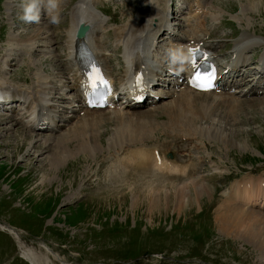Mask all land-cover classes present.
I'll use <instances>...</instances> for the list:
<instances>
[{"label": "rangeland", "instance_id": "1", "mask_svg": "<svg viewBox=\"0 0 264 264\" xmlns=\"http://www.w3.org/2000/svg\"><path fill=\"white\" fill-rule=\"evenodd\" d=\"M8 1L9 4L15 5L12 10L6 7ZM27 1L29 0H0V87L33 92L34 88L36 89V76L43 75L44 81H50V85H47L50 88L45 89L46 93H52L56 97L48 100L46 104L70 106L68 100L61 97L64 91L68 95H71L72 91L70 92L67 88L66 90L65 88L57 89L58 80L66 81L64 84H67V79L63 78L65 75H59L57 71L50 73L49 63H55V60L47 61L45 57L48 55L51 57L55 52L58 57L62 55L56 63L60 67L65 63L67 52L64 34L70 19L68 11L78 0H68L64 14L61 15L59 24L56 23L53 30L47 29L48 25L45 21L40 22L32 18L33 22H29V17L37 13L31 14L30 8L25 10L30 15L24 14L26 17H21L20 12ZM202 1L200 2L204 3V10L206 9L208 13L205 16L206 26L213 32L205 41L219 42L215 46L214 54L222 55L221 58H229L238 55L230 54L236 42L264 41V0L256 2L258 6H245V0ZM246 1L250 2V0ZM148 2L149 0L145 2L143 0H98L94 5L103 13L102 15L94 11L97 19L103 22L102 30L98 31L99 39L96 38L100 42L96 44H99H97L98 48L102 47L98 50L108 61L114 81L126 69V64L122 61L125 55L124 44H120L116 54L113 52L117 42L114 33L122 32L124 27L125 31L130 22L137 17L140 9L154 7L161 10L162 15V8L165 6L164 13L166 12L167 18L173 16L176 23L173 32L180 34L188 18L193 24L196 23V18L191 17L188 7L173 14L171 12L174 10L172 7L174 4L169 5V0H151L149 4ZM30 4L31 2H28L27 6ZM76 4L88 10L81 3ZM145 9L149 10V8ZM88 11L93 14V11ZM128 12L133 13L131 14L133 18L130 17V20ZM146 19H150V16ZM43 23L46 24L45 27ZM38 32L41 36L37 34ZM37 35L38 40L42 37L38 42V49L51 48L52 53L44 52V56L39 51H35L32 55L27 53L26 48L31 41L25 40ZM47 37H52L53 40L50 41ZM16 38L19 39L17 46L21 47L13 49L9 43L16 42ZM44 39L47 40L45 44L42 41ZM161 42L162 45L167 43L166 39H160ZM258 50L251 52L252 57L262 54ZM255 58L258 59L256 56ZM245 64L247 65L248 62ZM162 65L164 67L169 65L168 60ZM254 72L251 71L250 74ZM173 77L166 79L172 81ZM158 85H162L161 81ZM169 87L167 81L164 82V97L167 96ZM171 98L172 96L166 97L162 102L173 100ZM203 98L204 96L196 97L197 102L205 100L209 106L207 109L209 114L205 115L208 119H201L194 126L197 131H201L198 132L201 136L198 134L186 136L181 132L178 136H174L167 124V114L162 112L157 114L156 111L151 113L153 116L149 115L151 122H148L149 126L145 127L147 131L138 134H144V137L136 141L127 140V142L125 138L120 139L117 135L122 132L120 127L125 128L118 125L121 122L116 124V121H112L113 115L111 120L108 119V112H106L108 115L104 113L103 117L102 113L105 111L101 110V114L98 115L101 118L98 124H94V132H100L103 142L99 151H95L94 156L92 155L94 158H91L89 154V156L74 155L64 163L61 172L52 171L43 178L41 170L37 171L34 168L44 164V161L40 160H43L47 153L42 152L43 154L41 153L38 157L34 154H29L30 156L26 154L23 157L22 152L13 159L5 152L4 155L0 153V224L9 223L21 232V245L31 249L41 259L44 258L45 264H264L263 251L245 239L239 238L235 232L225 233L227 231L220 229L214 221L215 212L221 206L242 207L264 214V209L249 207V204L244 205L247 203H242L237 197L229 201L232 196L230 198L228 192L231 189L237 191L250 187L253 189L258 181L264 182V96L245 97L241 94L237 95L236 92L224 96L216 94V97L212 96V99L207 96ZM191 103L195 104L193 101ZM61 107L57 114L64 116L71 114L65 112L63 108L64 112L60 111ZM56 108L58 106H55V110ZM120 111L135 114L146 110L120 109ZM0 113L4 116L8 115L5 111ZM19 113L21 112H17ZM78 113L77 118H73L67 126L65 124L60 127L58 132L55 130L40 135L52 137L54 134L65 133L71 125L74 127L79 124ZM96 113L99 114L100 111ZM27 115L26 120L24 116L23 118L20 116L25 123L31 119V115ZM142 121L145 120L142 119ZM11 122L14 124L6 135H10L14 129L25 127L23 122L15 123L13 120ZM8 123H0V129L2 125ZM220 129H223L222 132ZM30 132L35 133L31 130ZM4 139V135L0 134V142ZM141 150H146L148 155L161 161L175 160V164L179 167L186 165V171L192 173L190 179L204 182L212 188L211 192L182 208L169 203L163 206L161 211L150 213L148 211L150 207L148 208L145 204L147 195H138L139 191L145 190L146 187H153L161 194H171L177 187L185 185L184 182L188 184L190 179L185 175H173L166 172V168L159 170L153 168L148 159L146 161L141 159L139 162L133 154ZM138 162H147V165H150L145 168L146 170H143L145 166L141 165L137 168L138 170L135 169V173L130 172L133 163ZM25 165L33 167L29 169ZM125 165L131 167L124 169ZM127 169L125 174L122 170ZM115 171H122V177L116 175L113 179L114 176L110 175H114ZM133 173L135 175L138 173L137 177H139H132L135 176ZM120 178L123 179L120 180ZM60 187L63 189L58 192ZM118 187L121 190L117 189ZM132 189L137 193L131 194ZM190 193L192 192L189 191V195ZM239 217L240 214L232 215L230 222L238 225ZM230 229L228 232L232 231ZM44 246H47V249ZM19 255L16 239L0 229V264H29Z\"/></svg>", "mask_w": 264, "mask_h": 264}, {"label": "bare ground", "instance_id": "2", "mask_svg": "<svg viewBox=\"0 0 264 264\" xmlns=\"http://www.w3.org/2000/svg\"><path fill=\"white\" fill-rule=\"evenodd\" d=\"M97 1L98 0H93V1H91V0H78L76 3H81L83 5V7H85L88 10L93 11V14H94V11H98V12L101 11L98 8L94 7V5L97 4ZM145 1L146 0H143V2H145ZM182 1L186 2L188 10L192 14L191 17L196 18V21H195L196 24H192V22L187 23L184 26L185 29L183 30V35H180V36L175 35L176 37H174V38H172V35H170V37H169L170 38L169 49L168 50H164V48H162V46H163L162 42L160 43V41H158L160 39L159 32L161 31L162 26H163V19L166 18V16L165 17L163 16L164 10L166 8L165 6L162 8V13H163L162 15H161V10H159L157 8L143 7V9H140L139 12L137 11L138 12L137 17L134 18L132 22H130L129 26L127 27V29L125 31H124V28H125L124 27L122 32L116 31L114 33L115 36L117 37V39H116L117 42L114 45L113 52H115V54H116L119 50L120 44L121 43H122V45L124 44L123 45L124 46L123 51H124L125 55L123 56L122 61H123V64L127 62V65H126L127 68L120 75V77L122 78V81H125V79H127L130 76V73H132L133 76H137V74L147 75L149 68H150L149 64H148L149 59L151 60L153 57L157 58L159 55H160V59L157 63V66L152 68L155 71L154 74H152V76L154 77V79H157L156 81H158V80H164L165 81L166 80L165 77L167 76L168 71L166 70L165 73L162 74L164 72L162 70V62H163L162 60H163V58H166L169 53L172 54V65L183 68L187 65V63L189 61L188 56H189L191 50H193L195 47L201 45V46L205 47L207 50H209L210 52H212L214 50L215 46L219 44L218 41H213V42L211 41L209 43L208 42L206 43V41H205L206 37L208 38L209 34L213 33V32L211 30H209V28H207L206 23H205V20H206L205 16L208 14L206 9L201 11V8L204 7V3L201 4V2H200L201 0L200 1L199 0H182ZM203 1H205V0H203ZM213 1H215V0H213ZM27 2H31V4L29 6H25L26 8L29 7L30 9H32V11H29V12L31 14H33L34 12H37L36 14H33L34 20L39 21V20H41V18L43 19V21L47 20L48 21L47 22L48 23L47 29H48V27H52L51 25L54 24V21H58L59 16L64 14V9H66L65 5L67 4L68 0H59V2H57L55 4V7L52 9L53 11H51V6L54 5L52 0H29ZM256 2H261V0H250V2L245 0L244 3H245V6H254V5L258 6V4H256ZM76 3H75V5L70 7V9L68 11V16L70 19H68V25L66 27V32L64 34V42H65V48H66L65 50L67 52L65 55L66 58L64 59L65 64H63V67L61 68L58 65V63H56L58 58L61 57L62 55L61 56L59 55V57H58L57 53L55 54V52H54V54H52L53 56L49 57V55H48V57H45V59L47 61H49L48 59L55 60V63H51V62L49 63L50 64L49 69L51 71L50 73H53V71H57V72H59V75H67L68 76L67 77V78H69L67 81L68 83H67V86H65V87L70 91L72 89L73 94L71 97L66 96L64 98H65V100H68L69 102L72 101V102L76 103V104H72L71 111L79 112L78 110H80V111L84 112L80 115L79 121L77 120L79 122V124H76L74 127L71 125L70 128L68 127L69 129H67V131L65 133L59 134V135L56 134L58 136H56L54 134L52 137H43V136H41L42 134L40 135V133L36 130V122H37V124L38 123L40 124V121L42 120L43 116L47 113H50L48 111H51L50 108L44 106V102H47L49 99L51 100L52 98L53 99L56 98L53 96L52 93H50L52 95L50 98L47 99V96H49V95H47L48 93H46L45 89L50 88L49 86H47V85H50L49 84L50 81H44L43 75L41 76V75L37 74L38 76H36V89L33 92L32 91L31 92L24 91V90L22 91L21 89L7 90L4 87H0V90L3 93V95L0 96L2 98H15L16 94L17 95H23V96H21V99L24 100V103L22 106H19L18 108H24L25 109L23 113L21 112L19 114H17V112H19V111H16V112L13 111V114H11L9 116H7V114H6V116H4L2 113H0V123L9 122L7 125L6 124L2 125L3 127L0 129V134L4 135V138H5L4 140H2L0 142V150L3 149L2 151H0V153H3V155L5 153L8 154L11 159L17 158V156L20 155V153H22V152H23L22 153L23 157L26 154L27 155L34 154L35 156L38 157V156H40V154L42 152L47 153L46 156H44L43 160H40V161H44V164L42 163L41 166L34 168V170L36 169L37 171L41 170V172L43 174V176H42L43 178L45 177L46 174L49 175L52 171H55V172L58 171L59 172L61 170V168H63L64 163L67 162L71 157L73 158L74 155L78 156L79 154H84V155L89 154V155H91V158H92L94 156V152L97 150L99 151V149L102 147V142H103L101 139V135L99 134L100 132L99 133L97 131L94 132V124L99 123V120L101 117L98 115L101 114V112H102L101 110L105 111L102 113L103 117H104V113L108 112V114L110 115L109 116L106 113L108 115V119H110L111 116L113 115V117L111 118L112 121H116V124H117V122L118 123L121 122L123 124V125L121 123L118 124V125L123 126L125 128L123 129L119 126L120 129L122 130V132H119L117 135H118V138H120V139L125 138L126 141L127 140L136 141L137 139L140 140L141 138H143L144 134L143 135H138V134H141L143 131H147V130H145V127L149 126L148 122H151V121H149V120H151V117L149 115L153 112H156V111H157V114L159 112L167 114V117H168L167 124L170 128L171 134H174V136H178L179 132H181L182 134H184L186 136H192V135H197V134L199 135V133L201 131L200 132L197 131V129L194 126L199 122V120L207 118L205 115L209 114V113H207L208 112L207 109L209 108V106L206 104L205 100L202 101L200 99L201 102H197L196 97L197 96H204V98H205V96H207L208 98L211 97V99H212V96L216 97V94L228 95L230 93H228V92L218 93V92H215L214 90H212V91H195V90L189 89L186 84L181 83L180 88L174 89L172 91V93H170V95H168L169 93H167L166 97L168 98L169 96H172L171 99H173V100L167 101V102H162L159 99L155 104H153L152 108L146 109V111H144L142 113L137 112V113L133 114V113H129V112H121L120 110H114V108L112 110L111 109L109 110V108L89 109L90 111L88 109L84 108L81 96L77 91L78 87H79V81H80V77H79L78 72H77V71H79V69L78 70L76 69V72H75V67L73 64V57L75 58V55H76V51L74 49L79 44L77 41H75V32H76L79 24H81V23L87 24L89 26V31L86 33L84 39L87 41H90L91 45L93 46V49L95 51H98V49L102 48V47L97 48L99 44L97 43L98 44L97 45L96 42H100V40H98L99 38L96 39L97 35L94 37V34H96L95 33L96 30H98L99 28H102L103 22L101 19H97L95 14L93 15V14H91L90 11L82 9L81 6L79 4H76ZM149 3H151V0H149L148 4ZM163 3H165V2H163ZM26 5H27V3H26ZM6 7L9 8L10 10H12V8H14L15 5L9 4V1H8ZM145 8H149V10H147ZM100 13L103 15L102 12H100ZM24 14H27V13L25 10H22L20 12V15L22 18L24 16ZM128 14H129V12H128ZM131 14L133 15V13L130 12L129 20L131 18H133V17H131L132 16ZM27 15H30V14H27ZM135 16H136V14H135ZM147 16H150V19H146ZM24 17H26V16H24ZM139 17H141V19H138ZM44 18H45V20H44ZM189 19H187V22L189 21ZM148 20H150V23H148ZM183 22H185V21H183ZM174 24H175V22L173 23V27L169 32L174 30V28H175ZM44 25H46V24L44 23ZM163 30H164V26H163ZM143 32H145V33H143ZM254 33H256V32L254 31ZM37 34L39 36H41V33L38 32ZM175 34H178V33H175ZM38 35L28 37L25 40L28 42L31 41L30 43L32 44V45L28 44L27 48L24 47V48H26V51L29 55L34 54L35 51H39L43 54L42 56H44V52L48 53V52H50L49 50H51V48L49 50L48 49H46V50L42 49L43 51L41 49H38V46H37V45H39L38 42L40 41V38H42V37H40L38 40V37H39ZM157 35H158V37H156ZM15 37H17V36H15ZM44 38H46V37H44ZM47 39L51 41L52 37H50V38L47 37ZM18 40L19 39L16 38L15 39L16 42L9 43V41H8V43L13 49H18L21 47V46H17L19 44ZM42 41L44 44L47 43V40H45V39ZM137 44H139L140 46H138V50H135V48L137 47ZM33 45H34V47H33ZM234 46L236 47V49L239 48L240 52L243 53L244 58L240 61V63H242L246 60L245 57L248 55L249 52H252L257 48H259V50H263L262 55L259 56L258 60L260 61V60L264 59V42L250 40L249 42H246V43L236 42V43H234ZM24 48H22V49L24 50ZM23 50H21V51H23ZM142 50H143V53H142ZM134 53H135V55H133ZM141 53L143 54L144 57H141V55H142ZM211 55H212V53H211ZM103 59H105L106 64H107L108 61L106 60V58L103 57ZM252 60H254V58ZM38 61L39 60H37V62ZM255 62L257 63V61H255ZM251 63H252L253 67L257 66L254 63V61H252ZM259 64L262 65V63H259ZM33 66H34V68L36 67L35 64ZM61 66H62V64H61ZM142 73H144V74H142ZM107 74L111 77V79H113L109 72H107ZM58 81H59V85H57V89L63 88L62 86L64 85V82L62 81L63 82L62 83V82H60V80H58ZM66 88L64 90H66ZM153 93L156 94V92H153ZM63 94L66 95V91H64ZM9 95H11V96H9ZM237 95H240V94H237ZM166 97H163V98H166ZM191 100L193 101V103L195 102V104H192ZM73 105L78 106V108H76V106H73ZM49 106H52L53 108L55 107V105L53 103H51ZM129 106H132V105L127 104L124 106V108L130 109L131 107H129ZM73 107H75L76 109H73ZM105 109H107V111ZM57 110L58 109L56 108L55 111H57ZM97 111H100V113L99 114L96 113ZM27 112H28V115H27ZM94 113H96V115ZM21 114H23L25 120L27 119L26 115L27 116L31 115V119H29L25 123L22 121V119L18 118V115H21ZM126 114L129 117L128 116L126 117ZM51 115H52V113H51ZM51 115H49V116H51ZM15 116L17 118H15ZM49 116L47 117V119L49 118ZM55 117H57V119L52 124V126H51L52 128L48 124L46 125L47 130H49V132H52L55 130H56L55 132H58L60 127L65 126V124L67 126V124L71 123L72 119L76 117V114L72 113V114L67 115V116L58 114V115H55ZM108 119H106V120H108ZM142 119H144L145 121H142ZM12 120L15 123L23 122V125L25 127L23 129L22 128L21 129H19V128L14 129L12 132H10V135H6L7 132L11 131V129H12L11 126H12V124H14L11 122ZM44 122L45 121H42L41 123H44ZM153 122H154V120H153ZM113 128H115V127H113ZM30 130L34 131L35 133L33 134L32 132H30ZM118 130H119V128H118ZM222 130H221V132H222ZM44 135H46V134H44ZM199 136H201V135H199ZM52 141H54V143ZM133 156L136 157L135 159H138L139 162L141 159L142 160L145 159V161L147 159H148V161L150 160L151 166L153 165L152 167L153 168L155 167L158 170L166 168L165 171L166 172L168 171L169 173H172L173 175L174 174L175 175H185L186 177H189L188 179L191 178L192 173L190 171H186V169H185L186 165L185 166L182 165V167H179L177 164H175V162H176L175 160L174 161H169V160L161 161V159H158L156 157H152L151 155H148L146 150L145 151H142V150L136 151V152H134ZM150 158H153V159H150ZM139 162L135 163V164L133 163L132 169L130 170V172L135 173L136 172L135 169H137L141 165L145 166L142 169L146 170L145 168L150 165V164L147 165V162H145V163H139ZM130 164L131 163H129V165ZM25 166L29 169H32V167H33L32 166L30 168L29 165H25ZM130 167L131 166L128 167V165H125L124 169H126V168L129 169ZM58 168H59V170H58ZM122 168H120V169H122ZM128 169L122 170V171L125 174H127L126 172L128 171ZM64 170H66V169H64ZM132 170H134V171H132ZM122 171H119V172L115 171L114 175H110V176H114L113 177V179H114L116 175L117 176L121 175ZM140 171H141V169H140ZM134 173H133V175H135ZM142 173H145V172H142ZM130 175H131V173H130ZM137 175H138V173H137ZM137 175L132 176V177L138 178L139 176L137 177ZM58 176H59V173H58ZM120 177H122V175ZM125 177H127V176L125 175ZM125 177H124V179H125ZM140 178H141V176H140ZM108 179H109V177H108ZM122 179L120 178V180H122ZM156 179H158V178H156ZM108 181H110V180H108ZM110 183H109V185H110ZM122 183H123V181H122ZM144 183H145V181H144ZM257 183H256L255 188L249 189L247 192H245L243 194L233 191L230 194V196H232V198L229 201H233L234 197L237 196L242 203H247L250 206L252 204L259 203V200L262 201V203H264V201H263L264 200V194H263L264 193V182L263 183L259 182L258 184ZM112 184H114V183H112ZM126 184L128 185L130 183H126ZM184 184L185 185H181V186L177 187L176 189H174L172 187L174 190L171 192V194H168V193L161 194L158 192V190L156 191L155 188H153V187H149V188L146 187L145 190H142L143 192L139 191V193H137V191L132 189L133 191L131 192V194L137 193L138 195H147L145 204L148 205V208L150 207V209L148 211L150 213H152L155 211L156 212L161 211V208L167 204L169 205V203L176 204L178 206H181V208H182V206L184 207V205H189L191 203V201H193V200L196 202V200L198 198L202 197L204 194H208L209 192H211V189H212L209 186H207V184H204V182L196 181L195 179H190L188 184H186L185 182H184ZM151 185H152V183H151ZM116 186H118V184ZM251 186H252V184H251ZM111 187L112 186H110V188ZM42 188H44V186H42ZM62 189L63 188L60 187L58 192H60ZM117 189H119V187ZM119 190H121V189H119ZM188 190L192 192V193H190L191 195H189ZM170 196L172 198H170ZM235 199H236V197H235ZM218 207H220V206H218ZM185 208H186V206H185ZM215 210H214V212H215ZM235 214H240V217L238 220L239 221L238 225L230 222L231 216L235 215ZM214 221L218 225V227H220V229H222L224 232L227 231L225 233L235 232V234L239 238L241 237L242 239H245L247 242L254 244L255 246H257L258 249H260L261 251L264 252V214L263 213H259L258 211H255L252 209H245L242 207H234V206L222 207L221 206V208H218L217 211L215 212ZM230 228L232 229V231L228 232V229H230ZM0 229L11 234L16 239V241L18 242L20 257L22 259L27 261L29 264H45L43 261V260H45L44 258L41 259L38 255L34 254L31 249H28L25 246L23 247L21 245V239H20L21 238L20 237L21 232H19L13 226L3 224V223L0 224ZM44 247L47 249V246H44Z\"/></svg>", "mask_w": 264, "mask_h": 264}, {"label": "snow or ice", "instance_id": "3", "mask_svg": "<svg viewBox=\"0 0 264 264\" xmlns=\"http://www.w3.org/2000/svg\"><path fill=\"white\" fill-rule=\"evenodd\" d=\"M33 17H29V19H32ZM193 72L191 75V81L193 83H196L197 87L200 88H209L211 87V80H212V73H201L199 69L197 68V65L195 63H192L191 65ZM141 80V77L139 74L136 76V82L137 85L139 84ZM88 82L91 87L96 88L98 85L101 87H107V81L104 79L102 74L99 72L98 68L94 65L91 67V71L88 73Z\"/></svg>", "mask_w": 264, "mask_h": 264}, {"label": "water", "instance_id": "4", "mask_svg": "<svg viewBox=\"0 0 264 264\" xmlns=\"http://www.w3.org/2000/svg\"><path fill=\"white\" fill-rule=\"evenodd\" d=\"M87 30H88L87 25L80 24L77 31H76V36H78V37L84 36V34L86 33Z\"/></svg>", "mask_w": 264, "mask_h": 264}]
</instances>
